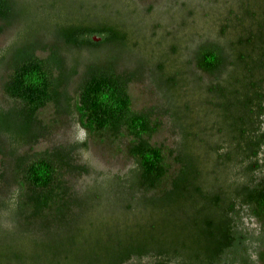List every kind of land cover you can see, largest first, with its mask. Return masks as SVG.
Returning <instances> with one entry per match:
<instances>
[{
    "label": "trees",
    "instance_id": "16d2710c",
    "mask_svg": "<svg viewBox=\"0 0 264 264\" xmlns=\"http://www.w3.org/2000/svg\"><path fill=\"white\" fill-rule=\"evenodd\" d=\"M17 4L0 0V33L18 22ZM195 8L187 4L189 25ZM91 9L77 0L56 10L49 31L27 33L0 61L8 104L0 103V221L27 245L0 249V264H264V0L229 5L217 26L222 41L188 46L182 67L176 42L162 39L148 64L111 59L81 72L67 52L139 46L115 16ZM144 78L163 102L138 110L129 85ZM162 118L177 135L172 145L152 140ZM64 119L87 138L34 150ZM88 139L131 165L82 190L102 173L80 159ZM109 197L112 211L103 212ZM72 220L86 223L83 238L72 230L57 238Z\"/></svg>",
    "mask_w": 264,
    "mask_h": 264
},
{
    "label": "rangeland",
    "instance_id": "374dc122",
    "mask_svg": "<svg viewBox=\"0 0 264 264\" xmlns=\"http://www.w3.org/2000/svg\"><path fill=\"white\" fill-rule=\"evenodd\" d=\"M53 2V8H48V3ZM77 0H18L17 7L20 11V17L17 23L12 26H3V31L0 33V61L3 57L9 55L16 45L25 39L27 33H33L38 30L40 33L49 31L50 26L55 19V11L61 10L65 12L74 6ZM80 1V0H79ZM86 6L91 7L93 11L107 15L115 16L121 24L131 30L134 34V39L139 46L130 51H120L119 53L108 47L96 48L84 46L78 49H73L67 52V59L72 65L83 71L86 64L106 65L111 59L114 60L115 66H131L135 63L137 58L146 61L149 51H159V41L170 39L174 40L181 51L178 57L180 66H184L185 58L187 57L186 48L192 44H197L200 41H222V38L217 35L218 24L220 23L223 13L227 7L237 0H140V3H134L131 0H81ZM195 6L196 12L192 19L196 20L195 24L189 25L187 21V4ZM74 4V5H73ZM146 4H149L146 5ZM44 5V6H43ZM60 13V12H58ZM191 22V21H190ZM155 24L157 26H155ZM9 53V54H8ZM37 55L45 56L46 51L38 50ZM70 65V64H69ZM2 67L0 69V78L3 75ZM147 72L149 70L147 69ZM79 75L75 76L77 81ZM207 78V77H204ZM75 83H71V88ZM155 90L148 84V79L144 78L141 81H132L129 85V93L133 100V107L135 109H143L145 107L161 104L163 99L160 94H154ZM0 99L3 100L0 94ZM0 100L1 105L8 104ZM52 108L50 106L41 110L39 117L45 121L51 118ZM164 126L153 136V141L172 145L177 138L174 131L170 128L169 123L165 118ZM87 138L85 131L75 121L73 123L65 119L55 128L49 130L47 137L40 138L35 145L34 150L40 151L54 144H70L72 141H81ZM89 148L81 150V160L87 161L94 165L102 173L99 175L92 174L88 176L85 183L81 185L82 190L85 189L87 183L92 184H110L113 173L124 174L126 168L131 165V161L121 153L109 151L108 148L103 147L98 143V139H88ZM77 176V175H76ZM110 178V179H109ZM77 187L82 183L79 177H69ZM79 183V184H78ZM92 184V185H96ZM84 187V188H83ZM103 196H106L104 193ZM113 197L103 198V212H110L109 200ZM69 221V225L61 226L57 230V238L72 232L75 238H83L78 235V228L84 227L85 222ZM11 222L3 219L0 221V249H6L10 244L17 246H27L23 238L18 235L13 239L9 234ZM74 227V228H73ZM83 230V229H82ZM83 233L84 230H83ZM79 253L84 252V240H78ZM30 244V243H28Z\"/></svg>",
    "mask_w": 264,
    "mask_h": 264
},
{
    "label": "water",
    "instance_id": "95a60500",
    "mask_svg": "<svg viewBox=\"0 0 264 264\" xmlns=\"http://www.w3.org/2000/svg\"><path fill=\"white\" fill-rule=\"evenodd\" d=\"M94 39H99V38H95V37H94Z\"/></svg>",
    "mask_w": 264,
    "mask_h": 264
}]
</instances>
